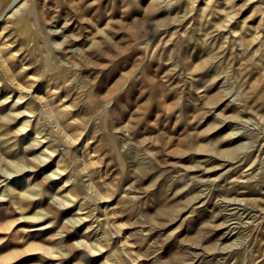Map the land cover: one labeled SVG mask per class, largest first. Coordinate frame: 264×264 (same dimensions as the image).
Listing matches in <instances>:
<instances>
[{"label": "rangeland", "instance_id": "374dc122", "mask_svg": "<svg viewBox=\"0 0 264 264\" xmlns=\"http://www.w3.org/2000/svg\"><path fill=\"white\" fill-rule=\"evenodd\" d=\"M5 9L0 264H264V0Z\"/></svg>", "mask_w": 264, "mask_h": 264}, {"label": "bare ground", "instance_id": "6f19581e", "mask_svg": "<svg viewBox=\"0 0 264 264\" xmlns=\"http://www.w3.org/2000/svg\"><path fill=\"white\" fill-rule=\"evenodd\" d=\"M153 3V2H152ZM154 5H152V7H153ZM148 9H149V6H148ZM152 9V8H151ZM144 10H146V8L144 9ZM82 13V12H81ZM115 18V17H114ZM110 19H112V18H110ZM116 21V20H115ZM114 21V22H115ZM111 22V21H110ZM109 25V24H108ZM64 26V25H63ZM62 26V27H63ZM67 26V25H66ZM64 28H65V26H64ZM110 29H112V28H110ZM116 29V28H115ZM57 30H59V29H57ZM56 30V33L58 34V33H60L59 31H61V30H59V31H57ZM62 30H64V29H62ZM52 32V31H51ZM55 32V31H54ZM62 32V31H61ZM211 32V31H210ZM55 34V33H54ZM61 35V34H60ZM62 36V35H61ZM64 36V35H63ZM83 36V35H82ZM211 36V35H210ZM81 36H79V38H80ZM208 38V37H207ZM204 39V38H203ZM72 40H73V38L72 37H70V36H67V37H63V41L66 43V44H68L67 42H70L71 43V45L72 46H75V45H77V43H73L72 42ZM75 40V39H74ZM198 40V39H197ZM77 41V40H76ZM79 41V40H78ZM197 42V41H196ZM213 43V42H212ZM236 43V42H235ZM237 43H238V41H237ZM237 43H236V46H237ZM197 44H198V42H197ZM211 44V43H210ZM74 49H77V48H74ZM235 49V48H234ZM203 50V49H202ZM70 51V50H69ZM74 51V50H73ZM80 52V51H79ZM76 53V52H75ZM196 53V52H195ZM82 55V54H81ZM237 55V54H236ZM82 58V57H81ZM215 58V57H214ZM208 59V58H207ZM231 59V58H230ZM211 60V59H210ZM209 61V60H208ZM212 62V61H211ZM228 63V62H227ZM208 64V63H207ZM210 65V64H209ZM197 66V65H196ZM204 66V65H203ZM208 67V66H207ZM197 68V67H196ZM195 68V69H196ZM200 68H201V66H200ZM203 68V67H202ZM197 70V69H196ZM215 72V71H214ZM213 72V73H214ZM213 77V76H212ZM215 77V76H214ZM189 87H191L190 85H189ZM205 91H207L206 89H205ZM199 94V93H198ZM200 95V94H199ZM197 96V95H196ZM207 96V95H206ZM205 96V98H207ZM201 97H203L202 95H201ZM196 98V97H195ZM20 99V98H19ZM199 99V98H198ZM208 99V98H207ZM197 100V99H196ZM195 100V101H196ZM200 100V99H199ZM209 100V99H208ZM191 101V100H190ZM202 101V100H201ZM206 101V100H205ZM111 102V101H110ZM203 102V101H202ZM211 102H212V100H211ZM217 102V101H216ZM219 103V102H218ZM218 103H215L217 106H219L218 105ZM240 105H242V104H240ZM221 106V105H220ZM262 120V119H261ZM264 122V121H263ZM223 124H225V123H223ZM222 124V125H223ZM217 130V129H216ZM215 130V131H216ZM214 131V132H215ZM263 131V130H262ZM257 132H259V131H257ZM39 133V132H38ZM238 133H239V131H238ZM260 133V132H259ZM258 133V134H259ZM242 134V133H241ZM248 134H250V133H248ZM252 134V133H251ZM264 134V133H263ZM229 136V135H228ZM235 136H236V134H235ZM235 136H233V138H232V141H231V143H230V145H229V147H227V148H218L217 150V152L220 154V156H222L223 158L225 157L227 160L225 161V163L223 164V165H233V164H235L236 162H237V159L241 156V154H243L244 152H246V151H249L248 149L250 148V147H248V142H244V141H241V139H238L237 137H235ZM240 136V135H239ZM246 137V136H245ZM244 137V138H245ZM261 137V136H260ZM259 138V137H258ZM231 139V138H230ZM256 139V138H255ZM254 139V140H255ZM252 141V140H251ZM250 141V142H251ZM261 141V140H260ZM219 142V141H218ZM253 142V141H252ZM251 142V143H252ZM219 144V143H218ZM217 144V145H218ZM216 145V146H217ZM249 145H251V144H249ZM253 145H254V142H253ZM256 145V144H255ZM260 145H262L261 147H260V149L258 150V155L260 156V159H261V163L262 164H264V146H263V143L262 144H260ZM259 145V146H260ZM197 147V146H196ZM200 147L201 148H203V150L202 151H207L208 149H209V146H208V144L207 145H200ZM200 147H198V148H200ZM211 148V147H210ZM48 149V148H47ZM213 149V148H212ZM214 149H215V147H214ZM213 149V150H214ZM254 149V148H253ZM200 150V149H199ZM216 150V149H215ZM209 152H211L210 150H208ZM216 152V151H215ZM206 153V152H205ZM247 153V152H246ZM214 154V153H213ZM245 154V153H244ZM243 154V155H244ZM217 155V154H216ZM205 156V155H204ZM221 157V158H222ZM260 161V160H259ZM59 163L60 162H58L57 163V165H59ZM264 167V166H263ZM60 168V167H59ZM58 168V169H59ZM251 174V173H250ZM249 176V175H248ZM253 177V176H252ZM251 177V178H252ZM249 179H250V176H249ZM251 180V179H250ZM248 182V181H247ZM66 183H68V181H66ZM227 189L228 190H230L231 192L233 191L232 190V188L231 187H227ZM226 191V190H225ZM235 192V191H234ZM240 192H242V191H240ZM228 193V192H227ZM244 193V192H243ZM230 194V193H229ZM238 194V193H237ZM234 195V194H233ZM248 196V195H247ZM25 197V196H24ZM204 197V196H203ZM23 198V197H22ZM26 198V197H25ZM234 199V198H233ZM233 199H232V201H233ZM247 199V201L249 200L250 201V199H248V198H246ZM20 200V199H19ZM230 200V199H229ZM257 201H259L258 199H256ZM255 200V201H256ZM262 200V199H261ZM264 200V199H263ZM21 201H26V200H23V199H21ZM228 201V200H227ZM241 201H243V199L241 200ZM246 201V202H247ZM252 201V200H251ZM251 201H250V203H251ZM254 201V200H253ZM229 202V201H228ZM227 202V203H228ZM231 202V201H230ZM262 201H260V203H261ZM226 203V202H225ZM248 203V202H247ZM231 204H232V202H231ZM229 205V204H228ZM227 205V206H228ZM240 205V204H239ZM247 205V204H246ZM245 205V206H246ZM256 207V206H255ZM234 208V207H233ZM237 208V207H236ZM163 209V208H162ZM231 209V208H230ZM229 209V210H230ZM158 210H160V209H157V213H158ZM228 210V209H227ZM241 210V209H240ZM232 211V210H231ZM230 211V212H231ZM237 210H234V211H232L233 213L234 212H236ZM229 212V213H230ZM161 213V212H160ZM164 213H166V212H164ZM155 214H156V211H155ZM225 214V213H224ZM227 214V213H226ZM231 214V213H230ZM160 215V214H159ZM158 215V216H159ZM164 215V214H163ZM228 215V214H227ZM155 217H156V215L154 216V219H155ZM160 217V216H159ZM168 217V216H167ZM236 217V216H235ZM235 217L234 218H232V219H234L235 220ZM151 218V217H150ZM227 218V217H226ZM225 218V220H227ZM153 219V218H152ZM231 219V220H232ZM242 219V218H241ZM151 220V219H150ZM159 220V219H158ZM229 220H230V218H229ZM230 220V221H231ZM157 221V220H156ZM230 221H225V222H223V224L220 226L221 227V229H223V230H225L227 233H225V232H222V233H225V234H227V235H231V233H232V231L234 230V226L232 225L233 223H232V221L230 222ZM236 221V220H235ZM234 221V222H235ZM160 222V221H159ZM162 222V221H161ZM241 222V221H240ZM242 223V222H241ZM240 224V223H239ZM246 224H247V222H246ZM235 225V224H234ZM244 225H245V223H244ZM240 226L241 227H243L241 224H240ZM239 225H238V227H240ZM217 228H218V226H217ZM243 228H245V227H243ZM236 229V228H235ZM253 229V228H252ZM145 230V229H144ZM150 231V230H149ZM148 231V232H149ZM236 231V230H235ZM235 231H234V233H235ZM243 231V230H242ZM141 232H142V230H141ZM147 232V233H148ZM239 231H237V233H238ZM246 232H248V230L246 231ZM143 233H146V231L145 232H143ZM146 233V234H147ZM150 233V232H149ZM202 233V232H201ZM196 234V233H195ZM205 234V233H204ZM224 234V237L226 236ZM233 234V233H232ZM198 236V235H197ZM200 236H202V234L200 235ZM200 236H198L197 238H199ZM204 236V235H203ZM202 236V237H203ZM244 236V235H243ZM243 236H241V235H239V237H237L236 236V238H240V237H242L243 238ZM229 237H231V236H229ZM246 237V236H245ZM228 238V237H227ZM226 238V239H227ZM235 239V238H234ZM241 239V238H240ZM236 241V240H235ZM240 241L242 242V240H239V244H241L240 243ZM236 242H238V241H236ZM68 244V243H67ZM234 244V243H233ZM243 244V243H242ZM69 245V244H68ZM232 245V244H231ZM98 247L99 248H101V249H103V248H105L106 247V242H105V239L103 240V238L101 239V237H100V239L98 240ZM229 247H231V246H229ZM93 249H94V251H96L97 250V247H93ZM234 249V248H233ZM232 250V249H231ZM202 251V250H201ZM204 251V250H203ZM203 251L201 252L202 253V255H203ZM205 252V251H204ZM194 253V252H193ZM191 254V253H190ZM199 255H200V253H198ZM207 254H209V253H207ZM217 254V253H216ZM194 256L195 255H197V254H193ZM198 256V255H197ZM177 257H178V255H177ZM207 257V256H206ZM178 260V259H177ZM198 260V259H197ZM263 260V259H262ZM179 261V260H178ZM199 261V260H198ZM260 262V261H259ZM256 263H258V262H256Z\"/></svg>", "mask_w": 264, "mask_h": 264}, {"label": "clouds", "instance_id": "9594fccd", "mask_svg": "<svg viewBox=\"0 0 264 264\" xmlns=\"http://www.w3.org/2000/svg\"><path fill=\"white\" fill-rule=\"evenodd\" d=\"M2 2L3 0H0V5H2ZM16 0H12V4H15ZM249 2H251V0H249ZM11 4L9 5V8H11ZM193 6H194V3H193ZM7 11L8 9H5L2 13H0V19H3V17L5 15H7ZM0 35H2V33H0ZM146 38V36H145ZM54 47L56 48H61L62 46L61 45H55ZM21 51H23V49H21ZM191 75V74H190ZM69 83H72V81H69ZM105 100H108L109 98L108 97H104ZM72 123H79V121L77 120H74L72 121ZM22 130H25V129H22ZM116 131H121V129H117ZM78 135L82 136L83 133H79ZM76 141H74L73 143H75ZM57 143H59V141H57ZM52 153H49V157H51ZM68 169L65 168L64 171L66 172ZM210 169H205V171H209ZM63 172L60 171V169H57L55 172L51 173L48 177H46V180L47 179H58L59 178V175H62ZM0 183H2V181H0ZM2 198V197H0ZM133 199H135V197H133ZM153 223H155V221H153Z\"/></svg>", "mask_w": 264, "mask_h": 264}]
</instances>
